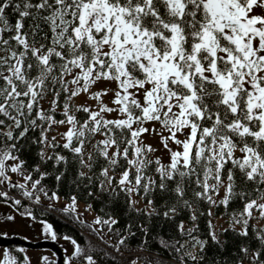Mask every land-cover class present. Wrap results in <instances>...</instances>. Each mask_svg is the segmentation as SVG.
Segmentation results:
<instances>
[{"label": "snow or ice", "instance_id": "1", "mask_svg": "<svg viewBox=\"0 0 264 264\" xmlns=\"http://www.w3.org/2000/svg\"><path fill=\"white\" fill-rule=\"evenodd\" d=\"M0 51L8 53L0 56V186L37 205L43 196L50 210L83 223L76 196L56 209L60 197L42 183L52 177L59 184L72 164L77 186L94 187L113 204L124 194L127 213L147 222L139 225L144 236L153 217L171 220L187 210L193 222L187 234L201 253L208 241L192 236L199 230L194 205L206 203L209 217L212 208L223 207L229 229L247 242L240 252L249 264H264V225L258 227L264 221V0H0ZM100 82H115L116 88L92 91ZM110 91L114 107L104 103ZM81 95L95 106L75 104ZM111 113L116 118L109 119ZM61 126L66 131L57 133L60 139L49 135ZM185 130L186 138L179 139ZM145 134L160 137L167 164L150 157L157 149L144 142ZM32 145L37 151L30 163L22 157H29L25 149ZM0 198L36 222L46 238L70 242L73 250L63 264H98L88 254L94 249L86 252L71 236H59L21 199L8 191H0ZM233 204L238 211H230ZM91 210L88 204L85 211ZM113 212L93 224L112 232L119 224ZM132 227L116 251L136 235ZM179 228L183 233V223ZM208 229L223 248L211 220ZM7 238L0 232V239ZM252 242H258L254 250ZM16 252L22 258L3 247L0 264H31L24 248ZM187 255L199 264L196 255ZM40 264L55 261L43 256Z\"/></svg>", "mask_w": 264, "mask_h": 264}, {"label": "trees", "instance_id": "2", "mask_svg": "<svg viewBox=\"0 0 264 264\" xmlns=\"http://www.w3.org/2000/svg\"><path fill=\"white\" fill-rule=\"evenodd\" d=\"M6 55H8V53L1 51L0 56ZM74 103L79 105L75 100ZM42 104L45 109L49 107L47 100L43 101ZM77 116L83 117L84 114L77 113ZM57 118L59 119L60 117L58 116ZM96 139L98 140L100 137L97 136ZM93 143H95V141H93ZM88 150H92L90 146ZM25 151L29 152V157L22 158H28L31 163L32 159L35 158L37 146L32 145L30 149H25ZM64 154L68 155L66 150ZM47 171H51V168H48ZM85 171L87 170L85 169ZM148 174L154 175V172L149 169ZM75 175L76 166L70 164L69 170L62 182L57 184L52 177H48L42 183L49 190V195H51L52 191H56L58 196L67 200H70L72 196H76L77 200L91 204L95 214L105 219H107L106 213L113 212V208H115L117 211L113 212V215L119 220V224L113 226L112 232L108 231L106 225L94 226L92 222L83 219H80L83 221V223H80L71 219L67 213L50 210L48 208L50 201L43 196H41V204L37 205L24 199L20 195L19 190L8 189L20 196L22 205L30 208L38 219L51 223L59 236H71L85 248L86 252L90 249H94V251L88 254H92L94 258L97 259L98 264H129L133 259H138V264H146L145 258L151 260L152 264H157V262H159V264H181V258H183V264H195L187 255L189 253L197 256L199 264H237L241 259H243V264H249V260L245 258L243 253L239 250L242 243L247 245V242L244 241V238L237 236L236 233L231 231L229 226L216 230L220 241L223 243V248L212 242L208 235V221L211 218L207 215L209 206L206 203L194 205L199 217L195 222L199 226V230L193 232L192 236H196L202 241H208L204 252L201 253L199 245L193 247L195 241L187 234V230L193 227V222L189 219V212L187 210L181 211L171 220L165 219L162 216L153 217L149 233L147 236H144L139 230V225L144 224L147 226V222L144 217L136 213H127L124 205V194H121L118 198V202L113 204L107 194L99 193L96 188H85L83 185L77 186V184H74L73 180ZM1 190L0 187V191ZM88 191H93L96 195L89 197L87 195ZM0 201H3V199L0 198ZM8 203L11 204V201ZM144 203L145 202L142 201L138 206L143 207ZM161 203L162 201H157L158 206ZM239 207L238 204H233L230 211H238ZM55 208L63 209L58 205H55ZM101 209H103V211ZM23 210L24 207L19 209V211ZM200 212H204L205 214L200 215ZM212 212V219L216 216L228 217L223 207H214L212 208ZM45 213L47 214L45 215ZM72 215L74 216L75 214ZM181 223H183L184 226L183 233L179 228ZM129 224L133 226L131 231L135 232L136 235L134 237H128L125 241V245H121L120 250L116 251L115 245H117L118 240L121 236L128 235L126 228ZM89 225L92 227H89ZM94 228L98 231H93ZM117 229L119 230V234H117ZM223 229H229V231L224 232ZM161 240L166 241L169 247H163ZM141 244H143V248L139 247ZM7 247L10 248L15 255L22 258L23 254L16 252V249L19 248L18 245L9 244ZM250 247L254 250L258 247V242H252ZM176 249H179V252H177ZM201 256H203V260H200ZM112 257L115 259H112ZM74 263L80 264L79 261H74Z\"/></svg>", "mask_w": 264, "mask_h": 264}, {"label": "rangeland", "instance_id": "3", "mask_svg": "<svg viewBox=\"0 0 264 264\" xmlns=\"http://www.w3.org/2000/svg\"><path fill=\"white\" fill-rule=\"evenodd\" d=\"M0 53H1V51H0ZM68 79H71V77H68ZM103 88L114 90L116 88V84H115V82H100L96 86L93 87L92 91L95 92V91H98V90L103 89ZM103 99H104V103L109 104V106L114 107V105L111 104V100L113 99V95H112L111 91ZM74 100L79 104H83V103H85V101H87L88 104L95 106V101L88 100L87 96H85V95H81L79 97H76V98H74ZM108 118L109 119L116 118V114L115 113L108 114ZM154 126L156 129H158V130L160 129V125L158 123L155 124ZM146 127L151 129L153 127V124L149 123L146 125ZM64 131H66V128L61 126L56 131L50 132L49 135L50 136H57V139H60V137L58 136L57 133L58 132H64ZM187 134H188L187 130H185L183 134L178 133V138L183 140L186 138ZM164 135H168V133L165 132ZM143 139H144L145 143L151 144L153 147H155L157 149V151L154 154H150V157L152 159L159 157L161 159L162 163L167 164L169 162V153L163 147V145L160 143V137L158 135L145 134ZM169 146L173 150H180L179 146L175 145L171 141H169ZM236 155L239 156L240 153L237 152ZM11 176H12L13 181L21 180V177L18 176L17 174H11ZM0 187L2 189L1 191H8L9 196L14 197L16 199H21L20 196H18L14 192L10 191L7 187H4V186H0ZM134 198L137 200H140L139 196H135ZM141 202H142V200L140 201V203ZM68 203H70V200H67V199L60 197L59 201L56 202L55 205H58V206H61L62 208H64ZM9 205H10V203H5L4 201H0V232L7 233L8 237L19 236V237L25 239L26 241L28 240L30 242L40 241L43 239L51 240L50 238H46V236L42 233L41 227L36 222H34L31 218L19 215V213L17 211H15ZM87 205H88V203L83 202L81 200H77V211L82 214L80 219L88 220V221L92 222V224H93V221L95 220L97 215L95 214L93 209L91 211H85V208ZM73 214H75V213H73ZM7 215H13L15 217V219L13 221H5L3 219V217H5ZM210 218H211L210 220L212 221V224L215 226V231L219 228L229 226V223H230L229 216L228 217L216 216V217H214V219H212V217H210ZM254 222L255 221H253V223ZM93 225L95 226V224H93ZM261 225H264V221H261V224L258 226H261ZM55 243L60 248L61 263L63 264L64 257L66 255H70L72 250H73L72 245L70 244V242L65 241L62 238L58 239ZM16 245H18L19 248L22 247L26 250V254L30 258L31 264H40V258L43 256H48L50 258V260H54L55 264H57V254L53 250H51L50 248L43 247V246L42 247H27V246H23V245H19V244H16ZM3 247H7V245L0 244V253H2ZM64 249H67V252H65ZM53 253H55L56 255L53 256ZM74 264H77V263H74Z\"/></svg>", "mask_w": 264, "mask_h": 264}, {"label": "water", "instance_id": "4", "mask_svg": "<svg viewBox=\"0 0 264 264\" xmlns=\"http://www.w3.org/2000/svg\"><path fill=\"white\" fill-rule=\"evenodd\" d=\"M0 244L3 245H8V244H19L27 247H47L53 250L57 254V264H62L61 263V251L59 246L53 242L52 240L49 239H43L40 241H35V242H30L26 241L25 239L19 237V236H14V237H9L7 239H0Z\"/></svg>", "mask_w": 264, "mask_h": 264}]
</instances>
